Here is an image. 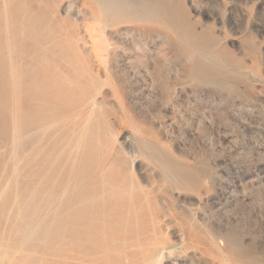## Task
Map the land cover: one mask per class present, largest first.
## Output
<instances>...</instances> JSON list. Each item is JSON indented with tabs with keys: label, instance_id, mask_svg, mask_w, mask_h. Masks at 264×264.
Returning <instances> with one entry per match:
<instances>
[{
	"label": "rangeland",
	"instance_id": "obj_1",
	"mask_svg": "<svg viewBox=\"0 0 264 264\" xmlns=\"http://www.w3.org/2000/svg\"><path fill=\"white\" fill-rule=\"evenodd\" d=\"M126 1L139 8L107 27L104 66L97 0H0V264H110L123 234L175 244L181 264H264V0ZM79 137L94 151L82 185L95 178L100 199L103 173L108 202L122 170L151 208L34 212L36 159L66 158ZM60 163L44 177L58 193Z\"/></svg>",
	"mask_w": 264,
	"mask_h": 264
},
{
	"label": "bare ground",
	"instance_id": "obj_2",
	"mask_svg": "<svg viewBox=\"0 0 264 264\" xmlns=\"http://www.w3.org/2000/svg\"><path fill=\"white\" fill-rule=\"evenodd\" d=\"M97 1L99 5L100 17L97 18L96 24H93L95 26L94 29H92V36L90 34L89 35L92 39L96 40L95 42L92 41L94 42L92 43L93 47L96 42H98L96 45V48L98 47V49H96L95 53L97 57L94 60L98 59L97 62L101 64L107 58H109L112 50L111 43L108 41L107 36L105 34L107 27L113 25L116 20L122 21L127 19V17L131 15L133 11H135L137 8H139V6H137L136 4H129L126 0ZM89 35L87 37L90 39ZM67 57V63L75 68L80 67L86 77L87 70L86 67H83V61L77 59L74 60L75 55L73 53ZM105 64L104 66H106ZM50 66L51 70L48 73V79L51 82H56L60 71L58 70V67L55 64H50ZM98 82L91 83V87L94 93L87 100L89 102V108L87 110L88 116H90V114L96 107L95 105L97 104L96 95L98 94L100 87ZM35 89L38 90L37 85L35 86ZM77 90H82V93H84L85 91L81 88V84L78 83L77 86H71L68 89V93L71 91L75 92ZM81 137H79L76 140L75 144L68 150V156L64 159H61V154L63 150H61L55 156V158L48 163H41V160L39 158L36 159L34 172L32 175V189L30 192L31 204L34 208V212L37 213L41 211L42 208L47 209L49 211L53 210V212H55L61 207H72L78 210L87 208L93 210L96 208L103 209L110 206V213H124L132 211L135 212V216H137L141 209L144 208V206L147 208H151L148 196L142 194V192H140L141 190L139 191V193H137L135 188L136 185L133 182L127 184L124 177L121 176L122 170L116 171L110 167V201L108 200V202L107 200H105L104 197L106 195V193L104 192V185L108 183L106 182L105 175L103 173L99 175L102 178L101 183L103 186L102 191L100 192V199L97 197L98 195L94 188L95 178L89 184H81L82 178L89 175L91 172H93V170H95L89 169L90 158H83V156L80 157L81 153H94L92 148H86L84 146L82 149H80ZM36 155L39 156V153L37 152ZM59 162H61L59 171L66 170L68 175H70L66 180L65 186L58 193L57 191H55L53 186L48 185L47 182L45 183L44 177L49 174L51 168ZM71 173H74V175L72 176ZM70 181H72V183ZM69 188H71V194L67 195L66 193ZM84 188H87L88 190L86 191V193L84 192V194H82V190ZM37 227V225H34L31 229L27 228L26 231H28V233L30 234H34ZM159 230L161 231V229ZM164 235L166 236V234ZM163 238L165 237L163 236ZM112 241L114 242L110 245V264H162L163 257L166 256L167 253L169 254V256L166 257V260L172 259L173 264H181V255H171L174 249L176 248L174 247L175 244L172 245L171 243H169L168 245L164 242H159L156 239H151L150 241L144 243L138 239V236L126 237L124 236V234L122 236L117 235L116 237H113ZM182 244L183 242L180 239V241L176 245L178 246Z\"/></svg>",
	"mask_w": 264,
	"mask_h": 264
}]
</instances>
